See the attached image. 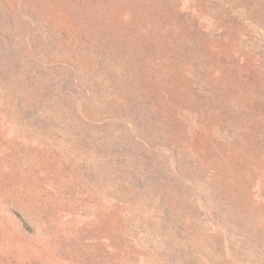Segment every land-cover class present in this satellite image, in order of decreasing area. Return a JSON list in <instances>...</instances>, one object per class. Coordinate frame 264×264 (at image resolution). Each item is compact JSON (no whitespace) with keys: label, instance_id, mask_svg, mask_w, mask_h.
<instances>
[{"label":"rangeland","instance_id":"rangeland-1","mask_svg":"<svg viewBox=\"0 0 264 264\" xmlns=\"http://www.w3.org/2000/svg\"><path fill=\"white\" fill-rule=\"evenodd\" d=\"M70 1L78 11L96 3L102 34L115 26L120 32L147 26L135 12L137 0H0V30L31 32L30 41L41 43L47 28L58 33L53 42H73L75 31L67 19ZM176 1V9L194 11L197 0ZM198 1L197 11L202 14L205 2ZM251 1V8L261 9L262 0ZM32 14L42 17L33 27L26 21L15 29L4 27L6 18L19 22ZM46 15H51L49 28L41 20ZM260 29L264 32L263 26ZM237 41L231 40L230 67L213 56V71L205 76L214 82L222 101L225 90L236 98L237 58L255 59L251 63L257 71L259 59L264 60L260 54L249 57L242 45H235ZM48 53L52 60L59 57ZM13 57L18 63L0 70V113L9 112L11 106L5 94L23 97L25 89L15 78L26 56L19 52ZM4 79H15L14 91L4 87ZM242 97L240 102L246 104L247 95ZM219 108L212 118H201L200 133L187 137L193 150L183 158L192 165L183 173L185 184L179 185L174 183L176 173H171L179 167L174 161L165 159L167 168L154 170L144 159L166 142L169 146L170 137L178 139L177 132L168 131L166 139H157L144 123L126 119L125 125L126 114L102 118L100 125L96 118L93 134L100 138L96 135L99 139L90 141L81 154L85 160L79 162L63 142L32 140L34 136L28 140L15 132L18 126L11 117L0 119V264H264V147L255 140L259 134L255 126L260 123L252 116L251 125H245L242 117H219ZM250 110L257 116L258 108ZM63 120L73 125L72 136L86 131L83 120ZM187 138L183 134L182 139Z\"/></svg>","mask_w":264,"mask_h":264},{"label":"trees","instance_id":"trees-1","mask_svg":"<svg viewBox=\"0 0 264 264\" xmlns=\"http://www.w3.org/2000/svg\"><path fill=\"white\" fill-rule=\"evenodd\" d=\"M197 2L190 3L195 5L194 11L188 7L180 11L176 9V0H137L135 12L139 17L142 15L147 26L132 32L116 31L115 26L102 34L104 27L98 24L102 15L96 14V3L78 11L70 1L68 7L72 12L67 19L75 31L73 42H53L58 33L51 29L50 33L47 28L41 43L30 41L31 32L16 34L6 32L7 29L0 30V70L18 63L13 57L15 54L20 52L26 56L20 74L15 78L25 87L23 97H11L12 92L5 94L11 106L9 112L0 113V119L11 117L15 128L18 126L15 132L28 140L29 136H34L36 138L32 140L39 137L40 140L63 142L62 145L69 146L79 162L85 160L81 154L87 151L90 141L100 138V134H93L96 118L100 125L102 118L107 121L126 114L125 125L126 119L136 121L138 125L144 123L150 127L151 136L157 139H166L168 131L177 132L180 139L170 137L169 146L166 142L165 146L157 147V151L144 158L157 168L154 170L165 168L168 165L165 159L174 161L179 166L177 171H171L176 173V185L181 181L185 184L183 173H187L192 165L185 163L183 158L191 156L193 150L187 137L200 133L203 129L201 118H212L220 112L219 106L222 110L219 117H242L247 120L245 125H251L249 116L257 120L260 126H255L259 131L255 140L264 147V60L259 59L261 66L257 71L251 63L255 59H236L233 67L238 71L236 98L225 90L222 101L213 89L214 82L205 78L213 71V56L223 58L224 67H230V57L234 54L231 40L235 38L238 40L235 45H242L249 57L264 55V32L260 29L264 27V0L258 2L260 10L251 8V0H204L202 14L197 11ZM246 2L250 5L244 6ZM254 5L257 6L256 2ZM51 15L41 19L43 25L47 21L48 28ZM40 18L32 14L19 22H9L6 18L3 23L9 29L21 26L20 23L24 25V21L33 27ZM203 21L216 27L212 29ZM242 34L247 39L242 40ZM212 41L221 44L214 46ZM48 52L59 57L52 60ZM4 80V87H11L13 80ZM15 88L14 85L9 90ZM0 90L2 93V88ZM243 95H247L246 104H251V108L240 102L239 97L245 99ZM256 98H259L258 102H254ZM254 108L259 109L257 116L250 110ZM81 109L84 111H79ZM63 117L74 119L76 123L83 120L86 131L72 136L74 127L65 123ZM19 122L27 127L22 128ZM239 129H233V133ZM183 134L187 140L182 139ZM140 177L142 179L143 174Z\"/></svg>","mask_w":264,"mask_h":264}]
</instances>
